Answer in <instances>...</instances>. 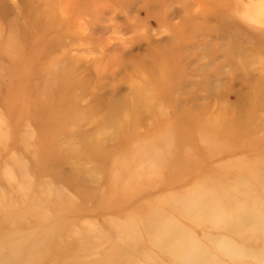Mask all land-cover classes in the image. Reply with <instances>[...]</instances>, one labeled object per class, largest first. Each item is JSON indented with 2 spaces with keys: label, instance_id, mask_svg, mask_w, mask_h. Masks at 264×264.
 Segmentation results:
<instances>
[{
  "label": "rangeland",
  "instance_id": "rangeland-1",
  "mask_svg": "<svg viewBox=\"0 0 264 264\" xmlns=\"http://www.w3.org/2000/svg\"><path fill=\"white\" fill-rule=\"evenodd\" d=\"M0 264H264V0H0Z\"/></svg>",
  "mask_w": 264,
  "mask_h": 264
},
{
  "label": "bare ground",
  "instance_id": "bare-ground-1",
  "mask_svg": "<svg viewBox=\"0 0 264 264\" xmlns=\"http://www.w3.org/2000/svg\"><path fill=\"white\" fill-rule=\"evenodd\" d=\"M237 217H235V218H233V219H236ZM231 220V219H230ZM242 222V221H241ZM241 224V223H240ZM233 254H235V253H233Z\"/></svg>",
  "mask_w": 264,
  "mask_h": 264
}]
</instances>
